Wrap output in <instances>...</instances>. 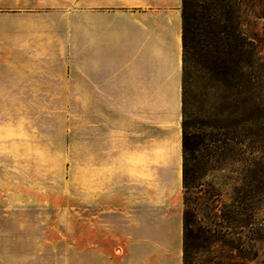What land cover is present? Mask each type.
<instances>
[{"label": "rangeland", "instance_id": "374dc122", "mask_svg": "<svg viewBox=\"0 0 264 264\" xmlns=\"http://www.w3.org/2000/svg\"><path fill=\"white\" fill-rule=\"evenodd\" d=\"M239 3L245 41L214 42L209 70L187 59L179 92H81L80 41H65L47 70L31 58L0 61V215L28 213L19 218L38 231L39 264H79L81 184L96 175L136 182L149 156L178 145L182 153L184 128L196 141L187 167L201 185H182L183 225L187 213L193 229L183 264H264V0ZM222 45L228 75L215 65Z\"/></svg>", "mask_w": 264, "mask_h": 264}, {"label": "crops", "instance_id": "0c3cea01", "mask_svg": "<svg viewBox=\"0 0 264 264\" xmlns=\"http://www.w3.org/2000/svg\"><path fill=\"white\" fill-rule=\"evenodd\" d=\"M3 2L0 61L8 54L31 58L47 70L60 61L65 41H80L81 92L182 88V0H33L11 10ZM140 167L144 175L136 182L99 183L96 175L80 185L79 264H183L180 145ZM15 210L0 215V264H39L38 231L20 220L28 213Z\"/></svg>", "mask_w": 264, "mask_h": 264}, {"label": "trees", "instance_id": "16d2710c", "mask_svg": "<svg viewBox=\"0 0 264 264\" xmlns=\"http://www.w3.org/2000/svg\"><path fill=\"white\" fill-rule=\"evenodd\" d=\"M240 0H182V84L183 65L187 59L196 62L203 69L211 68L213 55L210 47L216 42L220 45L224 41H245L239 32L238 12ZM244 44L237 45L240 53ZM215 50L219 53L216 58V67L222 68L223 74L227 67V60L222 58L228 55L225 51ZM181 146L184 158L182 160V185L186 193L197 189L201 184L194 182V172L187 167L186 155L195 150L196 141L194 136L188 134L185 128L182 131ZM195 215V213L193 212ZM192 222L184 215L183 235L186 231H192ZM185 227V230H184ZM185 236V235H184ZM183 236V237H184Z\"/></svg>", "mask_w": 264, "mask_h": 264}]
</instances>
